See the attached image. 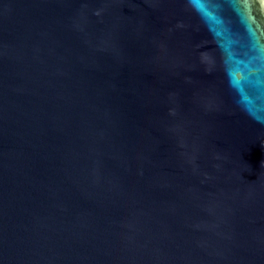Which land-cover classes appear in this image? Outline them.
Listing matches in <instances>:
<instances>
[{"label":"water","instance_id":"obj_1","mask_svg":"<svg viewBox=\"0 0 264 264\" xmlns=\"http://www.w3.org/2000/svg\"><path fill=\"white\" fill-rule=\"evenodd\" d=\"M0 264H264V0H0Z\"/></svg>","mask_w":264,"mask_h":264}]
</instances>
